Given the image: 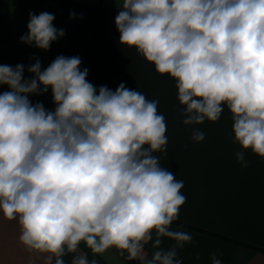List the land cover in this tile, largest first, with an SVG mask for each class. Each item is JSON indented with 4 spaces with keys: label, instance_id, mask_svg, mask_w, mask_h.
<instances>
[{
    "label": "clouds",
    "instance_id": "clouds-1",
    "mask_svg": "<svg viewBox=\"0 0 264 264\" xmlns=\"http://www.w3.org/2000/svg\"><path fill=\"white\" fill-rule=\"evenodd\" d=\"M54 19L29 13L21 42L49 50L65 35ZM115 26L120 45L175 81L194 142L205 138L194 126L226 107L237 161L248 167V151L264 160V0H122ZM81 63L60 55L42 70L37 60L30 79L23 64L0 65L9 89L0 92V216L43 264H98L81 244L93 256L114 249L127 262L183 264L179 250L193 238L171 229L186 197L155 155L168 145L158 101L124 83L97 90ZM49 89L54 110L29 99Z\"/></svg>",
    "mask_w": 264,
    "mask_h": 264
},
{
    "label": "crops",
    "instance_id": "crops-1",
    "mask_svg": "<svg viewBox=\"0 0 264 264\" xmlns=\"http://www.w3.org/2000/svg\"><path fill=\"white\" fill-rule=\"evenodd\" d=\"M122 0H0V65L25 66L24 78L32 74L28 66L41 63L42 70L57 56H75L71 36L79 41L87 80L97 90L112 91L124 83L149 100L158 101V112L165 117L168 145L166 153H156L162 167L183 181L186 197L179 219L172 230L186 231L192 242L179 250L183 264H211L214 253L222 264H264V160L245 153L248 167L236 159L240 151L233 143L231 114L225 107L217 122L205 121L199 128L203 141L192 140L193 126L182 123L183 106L177 100L175 81L156 73L134 48L119 44L115 16ZM48 12L55 16L53 25L65 35L45 51L21 42L28 31L29 13ZM74 14V15H72ZM7 86L0 92L8 91ZM33 104L43 103L54 110L51 89L29 97ZM173 242L165 238L162 247ZM89 259L98 264H128L116 250ZM199 256L197 261L195 258ZM66 261L71 256L65 257ZM0 264H43L19 242V226L0 216Z\"/></svg>",
    "mask_w": 264,
    "mask_h": 264
},
{
    "label": "trees",
    "instance_id": "trees-1",
    "mask_svg": "<svg viewBox=\"0 0 264 264\" xmlns=\"http://www.w3.org/2000/svg\"><path fill=\"white\" fill-rule=\"evenodd\" d=\"M71 42H72V45L74 47V50H75V56H79L81 58V61H83V58H82V55L80 53V50H79V41L77 38L71 36ZM86 68L85 66H83L82 70Z\"/></svg>",
    "mask_w": 264,
    "mask_h": 264
},
{
    "label": "water",
    "instance_id": "water-1",
    "mask_svg": "<svg viewBox=\"0 0 264 264\" xmlns=\"http://www.w3.org/2000/svg\"><path fill=\"white\" fill-rule=\"evenodd\" d=\"M80 67H81V69L83 68V62L81 63V65H80ZM122 257V256H121ZM123 258V257H122ZM124 259V258H123ZM125 260V259H124ZM126 261V260H125ZM127 262V261H126ZM128 264H137V262L136 261H128L127 262Z\"/></svg>",
    "mask_w": 264,
    "mask_h": 264
}]
</instances>
